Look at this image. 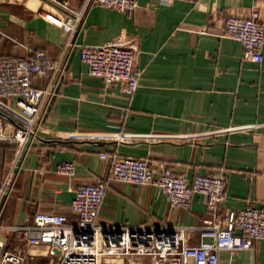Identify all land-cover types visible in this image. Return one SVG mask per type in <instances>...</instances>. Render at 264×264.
<instances>
[{
  "label": "crops",
  "instance_id": "1",
  "mask_svg": "<svg viewBox=\"0 0 264 264\" xmlns=\"http://www.w3.org/2000/svg\"><path fill=\"white\" fill-rule=\"evenodd\" d=\"M65 1L75 7L83 0ZM254 8L264 26V0H139L132 11L93 6L79 42L93 45L120 34L133 36L140 47L135 57L143 70L140 85L126 96L120 85L89 74L75 49L41 137L1 213L0 238L7 247L25 252V262L54 264L56 256V263L57 252L30 254V245L9 227L26 223L35 212L65 213L76 222L71 210L75 189L101 179L107 189L98 223L183 225L185 244L210 240L200 233L203 220L213 213L208 196L196 192L188 208H178L152 185L109 177L112 161L129 155L146 159L156 172L163 162L190 178L221 173L227 178V198L215 209L220 217L247 202L263 206L264 46L263 61L244 58L243 44L220 35L216 21L218 15H248ZM64 19L52 0H0V54L26 56L30 49H46L64 61L69 52ZM49 79L36 75L32 83L44 88ZM16 152L15 143L0 142V186ZM103 152L108 156L103 158ZM66 159L74 162L72 176L56 172ZM254 243L255 253L220 250V264H264V239ZM121 257L124 264H151L150 256Z\"/></svg>",
  "mask_w": 264,
  "mask_h": 264
},
{
  "label": "built area",
  "instance_id": "2",
  "mask_svg": "<svg viewBox=\"0 0 264 264\" xmlns=\"http://www.w3.org/2000/svg\"><path fill=\"white\" fill-rule=\"evenodd\" d=\"M52 2L65 15L66 47L69 49L66 59L62 62L55 60L46 49H30L26 56L0 54V142L15 143L17 150L1 182L0 216L26 157L41 137L48 108L58 93L69 57L76 48L88 65L89 74L101 77L108 85H120L126 96L134 94L143 74L135 64L140 47L133 36L120 34L102 44L79 42L93 6L132 11L138 7L139 0H83L75 7L65 0ZM259 17L260 10L255 8L248 15L226 13L216 17L222 31L220 35L238 40L244 46L243 57L258 63L263 61L264 46V26ZM36 75L50 76L44 88L32 83ZM11 98L14 101H10ZM101 156L108 155L103 152ZM111 164V179L152 185L173 207L188 208L196 192L208 196V207L213 213L203 220L200 233L211 239L187 245L183 225L128 227L98 223V209L107 189V181L103 179L80 183L75 189L71 210L77 216L76 222H71L65 213L35 212L25 218L26 223L9 229L29 245H47L52 255L56 253L54 248L58 249L55 264H102L104 257L131 255L150 256L151 264H220V250L249 249L255 253L254 241L264 239V204L256 206L247 202L243 207L231 208L221 217L216 212L217 205L227 198V178L221 173L196 174L190 178L181 172H173L163 162L156 172L146 159L130 155L113 160ZM56 172L72 176L74 162L63 160L57 164ZM26 258L25 252L8 248L0 238V264H24Z\"/></svg>",
  "mask_w": 264,
  "mask_h": 264
},
{
  "label": "water",
  "instance_id": "3",
  "mask_svg": "<svg viewBox=\"0 0 264 264\" xmlns=\"http://www.w3.org/2000/svg\"><path fill=\"white\" fill-rule=\"evenodd\" d=\"M97 143H102V141H99V140H95ZM29 251H30V254L31 253H37V252H40L39 250H42L44 253L43 254H47L49 249H48V246L47 245H44V244H41V245H35V244H31L29 246ZM54 250L58 253L59 250L54 248ZM124 261V258L122 257H104L102 259V264H124L123 263Z\"/></svg>",
  "mask_w": 264,
  "mask_h": 264
},
{
  "label": "rangeland",
  "instance_id": "4",
  "mask_svg": "<svg viewBox=\"0 0 264 264\" xmlns=\"http://www.w3.org/2000/svg\"><path fill=\"white\" fill-rule=\"evenodd\" d=\"M48 256H50V255H48ZM55 257H56V256H55ZM55 257H54V264H55V260H56ZM46 259H48V258L46 257ZM48 262H49V261H48ZM25 263H26V264H37V262H36V261L34 262L33 259H32V260H31V259H28L27 262H25ZM25 263H24V264H25Z\"/></svg>",
  "mask_w": 264,
  "mask_h": 264
}]
</instances>
